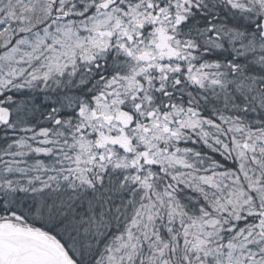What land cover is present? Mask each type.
<instances>
[{
	"label": "snow or ice",
	"instance_id": "snow-or-ice-1",
	"mask_svg": "<svg viewBox=\"0 0 264 264\" xmlns=\"http://www.w3.org/2000/svg\"><path fill=\"white\" fill-rule=\"evenodd\" d=\"M0 264H264V0H0Z\"/></svg>",
	"mask_w": 264,
	"mask_h": 264
}]
</instances>
